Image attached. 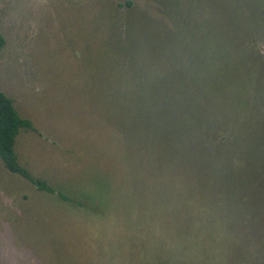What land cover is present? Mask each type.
I'll list each match as a JSON object with an SVG mask.
<instances>
[{
    "label": "rangeland",
    "instance_id": "obj_1",
    "mask_svg": "<svg viewBox=\"0 0 264 264\" xmlns=\"http://www.w3.org/2000/svg\"><path fill=\"white\" fill-rule=\"evenodd\" d=\"M0 30L53 189L0 159V264H264V0H0Z\"/></svg>",
    "mask_w": 264,
    "mask_h": 264
},
{
    "label": "trees",
    "instance_id": "obj_2",
    "mask_svg": "<svg viewBox=\"0 0 264 264\" xmlns=\"http://www.w3.org/2000/svg\"><path fill=\"white\" fill-rule=\"evenodd\" d=\"M233 39L232 37L230 40ZM234 40V39H233ZM237 41V40H236ZM234 40V42H236ZM242 41H237L241 45H244ZM237 44V45H239ZM6 39L0 30V51L5 47ZM233 45V44H232ZM245 47V45H244ZM34 130V126L31 121L22 118L19 112L16 110L14 101L8 97L4 92L0 91V159L3 162L6 169L13 173L18 174L38 189L43 191H52L53 189L47 186L44 182L34 178L30 172L22 167L15 152V143L21 130Z\"/></svg>",
    "mask_w": 264,
    "mask_h": 264
}]
</instances>
